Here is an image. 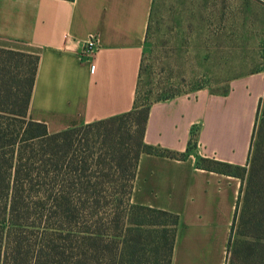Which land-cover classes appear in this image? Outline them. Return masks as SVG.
<instances>
[{"label": "crops", "instance_id": "0c3cea01", "mask_svg": "<svg viewBox=\"0 0 264 264\" xmlns=\"http://www.w3.org/2000/svg\"><path fill=\"white\" fill-rule=\"evenodd\" d=\"M154 0H0V48L37 57L26 117L53 133L131 109ZM89 37L96 48L81 56ZM264 69L151 102L130 202L173 213L170 264H225L240 177L201 159L244 167Z\"/></svg>", "mask_w": 264, "mask_h": 264}, {"label": "trees", "instance_id": "16d2710c", "mask_svg": "<svg viewBox=\"0 0 264 264\" xmlns=\"http://www.w3.org/2000/svg\"><path fill=\"white\" fill-rule=\"evenodd\" d=\"M36 62L0 48V264H170L177 216L129 199L140 153L179 157L143 142L151 102L49 133L26 117ZM212 163L241 179L225 264H264V93L247 168Z\"/></svg>", "mask_w": 264, "mask_h": 264}, {"label": "rangeland", "instance_id": "374dc122", "mask_svg": "<svg viewBox=\"0 0 264 264\" xmlns=\"http://www.w3.org/2000/svg\"><path fill=\"white\" fill-rule=\"evenodd\" d=\"M141 59L135 85L141 110L199 88L222 92L235 76L264 69V0H154ZM238 232L235 220L231 244L242 240Z\"/></svg>", "mask_w": 264, "mask_h": 264}, {"label": "built area", "instance_id": "2783aa9c", "mask_svg": "<svg viewBox=\"0 0 264 264\" xmlns=\"http://www.w3.org/2000/svg\"><path fill=\"white\" fill-rule=\"evenodd\" d=\"M96 48V39L95 37H89L83 44L80 54L81 56H86L93 52V50Z\"/></svg>", "mask_w": 264, "mask_h": 264}]
</instances>
